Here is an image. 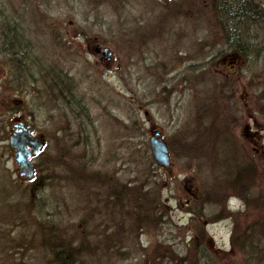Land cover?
I'll return each mask as SVG.
<instances>
[{
  "label": "rangeland",
  "instance_id": "1",
  "mask_svg": "<svg viewBox=\"0 0 264 264\" xmlns=\"http://www.w3.org/2000/svg\"><path fill=\"white\" fill-rule=\"evenodd\" d=\"M58 2L0 0V18L8 3L17 9L29 4L52 16ZM181 2L156 0L150 10L128 0L124 6L128 35L118 32L116 8L110 2L102 6L99 14L114 39L106 44L113 52L109 65L84 55L85 43L77 54L62 43H39L45 66L69 71L75 79L72 88L85 102L86 113L82 102L76 106L79 111L72 112L73 98H58V88L47 74L38 89L5 88L4 72L10 64L6 44L0 42V264L214 262L215 253L192 237L206 228L208 249L214 247L213 241L219 245L227 238L229 224L214 222L218 213L214 189L222 183L224 158L232 164L234 179L241 171L232 170L241 164L263 168L264 87L254 80L250 95L237 89L232 96L230 88L208 83L238 84L235 79L175 73L186 54L202 52L194 42L201 28L190 20L196 18L191 5L197 0L184 2L189 19L180 14ZM90 3L74 0L75 24L90 11ZM253 28L262 34L259 27ZM253 65L261 63L256 59ZM66 78L62 74L59 81ZM185 82L190 87L186 92ZM246 99L249 106L243 104ZM19 113L47 135L33 182L21 179L9 148L8 123ZM151 128L168 142L170 165L154 159ZM256 130L263 135L258 151L250 149L254 146L249 139L236 146H227L222 139L231 132ZM244 148L253 152L240 153ZM253 178L264 185L263 175ZM224 185L228 188V183ZM139 190L158 195L157 213L138 208ZM197 194L204 195L203 213ZM238 203L230 198L231 206Z\"/></svg>",
  "mask_w": 264,
  "mask_h": 264
},
{
  "label": "flooded vegetation",
  "instance_id": "2",
  "mask_svg": "<svg viewBox=\"0 0 264 264\" xmlns=\"http://www.w3.org/2000/svg\"><path fill=\"white\" fill-rule=\"evenodd\" d=\"M58 1H60L58 2V12L57 14L52 13V16L38 12L29 4L24 5L26 8L23 9L14 8L15 4L13 3L4 5L6 14L0 18V42L6 44L10 64L5 68L4 73L7 76L4 87L21 91H26L31 87L38 89L41 84L40 80L43 81L47 74L50 76L54 88H58V98H60L59 95L65 99L71 96L76 105L71 103L70 110L72 112L74 109L79 111L76 106L81 105L82 102L84 110L81 111L86 113L88 108L85 102L82 100L80 102L76 96V88L74 91L72 88L75 79L70 77L69 71L62 70L57 66L46 67L41 60L40 52L42 54V51L39 43H62L75 54L77 51H83V43H85L84 55L87 56L89 53L103 62L105 61V65H109L113 52L106 44L114 39L109 37L106 19L99 14V9L110 2L116 8L117 18L120 19L121 28H118V32L125 34L129 21L124 15L126 11L124 6L128 0H91L90 6L92 4L93 6L89 8V12L87 10L85 18L79 24H75L71 20L76 6L74 0ZM134 1L136 8L139 4L144 8L154 7L156 4V0ZM184 2L185 0H182L180 4V14L182 18L185 15L189 19L188 6L186 5L185 8ZM170 11L172 12V8ZM191 12L196 18L190 17V20L201 28L194 42L198 43L202 52L186 54L181 66L174 70L175 73L218 75L220 79H235L238 84L237 82L218 83V85L217 83H208V85L223 89L230 88L232 96L237 89H246L247 95H250L254 80L259 79L261 86L264 87V0H197L196 3H192ZM140 22L143 23L142 20ZM254 26L259 27L262 34H255ZM256 59L260 61V66L253 65ZM62 74L67 76L63 82L59 81V79L62 80ZM185 85L186 92L190 87L186 82ZM15 101L18 103L20 100L16 99ZM243 104L249 106L250 102L246 99ZM7 128L10 130L9 148L13 151L16 161L18 158L16 148L10 145L12 137L26 135L31 139L30 142L38 138V142L41 143L39 137L44 136L45 144L40 151L33 153L34 149L31 145L26 149L27 152H31L29 158L33 167L31 176H29L30 170L22 169L17 161L21 179L35 181L36 173H38L36 159L43 154L47 146L46 132L33 123L26 114L20 113L13 116ZM150 130L151 133L153 131L154 135H157V129L151 128ZM257 132V130L238 132L239 134L231 132V136H223L222 139L227 146L230 144L236 146V144H241L240 141L246 142V139H249L254 146L250 149L258 151L259 147H263L259 141L263 135ZM216 141L215 137L214 144ZM235 151L239 152V150ZM240 151H243L240 153L249 154L253 152L248 148ZM220 163L223 164V168L220 170L219 176L223 178L221 179L222 183L218 182L214 189L217 194V196L215 194V211L218 210L214 222L229 224L227 238L222 240V244L219 245L213 241L214 247L208 249L206 228L201 227L202 231L193 234L192 237V241L197 245L202 244L205 250L215 253L216 259L213 260L214 262H199L200 260H197V262H166L165 264H264V214L262 215L264 213V185L259 184L258 179L253 178L255 174L264 176V164L263 168H261L262 164H241L232 170L233 172L241 171L234 179L230 171L232 164L227 163V158H224ZM227 183L228 188L224 185ZM196 196L202 201L200 209L203 213L205 210L204 195L197 194ZM232 197L239 200V205H230ZM187 202H189L188 197ZM208 251L206 252L209 253Z\"/></svg>",
  "mask_w": 264,
  "mask_h": 264
},
{
  "label": "water",
  "instance_id": "3",
  "mask_svg": "<svg viewBox=\"0 0 264 264\" xmlns=\"http://www.w3.org/2000/svg\"><path fill=\"white\" fill-rule=\"evenodd\" d=\"M41 138V143L38 142V138L33 139V142H30L31 139L26 135L12 137L10 139V145L16 148V153L18 155L17 161L19 162L22 169H29L30 174L32 175L33 167L30 163L31 152H27L26 149L31 145L34 149L33 153H37L40 151L44 144V136ZM151 151L154 159L157 161L159 165H170V156H169V148L167 142L160 138V135L157 133V136L151 137Z\"/></svg>",
  "mask_w": 264,
  "mask_h": 264
},
{
  "label": "trees",
  "instance_id": "4",
  "mask_svg": "<svg viewBox=\"0 0 264 264\" xmlns=\"http://www.w3.org/2000/svg\"><path fill=\"white\" fill-rule=\"evenodd\" d=\"M139 198H140V204L138 208L140 210H148L149 212L153 211L154 213H157L159 207V199L157 194L155 195L154 193L152 196H148L146 191L144 192L139 190ZM146 201H149L148 206H146Z\"/></svg>",
  "mask_w": 264,
  "mask_h": 264
}]
</instances>
